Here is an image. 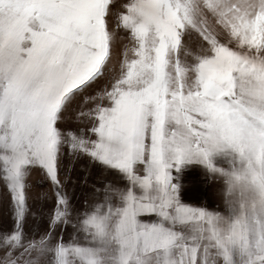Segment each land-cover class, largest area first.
<instances>
[{
  "label": "snow or ice",
  "instance_id": "snow-or-ice-1",
  "mask_svg": "<svg viewBox=\"0 0 264 264\" xmlns=\"http://www.w3.org/2000/svg\"><path fill=\"white\" fill-rule=\"evenodd\" d=\"M189 168L223 209L182 200ZM0 184V264H264V0H0Z\"/></svg>",
  "mask_w": 264,
  "mask_h": 264
},
{
  "label": "rangeland",
  "instance_id": "rangeland-1",
  "mask_svg": "<svg viewBox=\"0 0 264 264\" xmlns=\"http://www.w3.org/2000/svg\"><path fill=\"white\" fill-rule=\"evenodd\" d=\"M76 127L75 120L69 125ZM226 166V165H224ZM69 177L61 176L62 180L70 178L68 191L75 197V202L79 204L91 203L97 199L95 193L101 179L100 174L96 172L86 158L79 161H72L67 166ZM142 174V171H141ZM180 185V195L182 200L188 204H199L200 206L211 207L212 209L224 208V183L223 179H205L203 170L199 168H189L178 175ZM31 187V202H35L34 216L29 221V227L35 230L42 227V219L46 222L47 211L52 206V190L50 185L43 180L39 172H32L29 178ZM3 194V185L0 184V196ZM46 198V199H45ZM43 208L44 215L41 217L39 209ZM7 200L4 198L0 202V215L7 217ZM34 221V222H33ZM72 230L69 229V232ZM2 255V253H0Z\"/></svg>",
  "mask_w": 264,
  "mask_h": 264
}]
</instances>
